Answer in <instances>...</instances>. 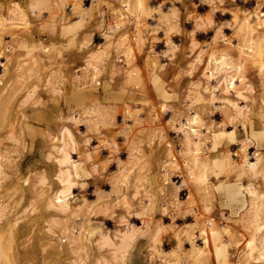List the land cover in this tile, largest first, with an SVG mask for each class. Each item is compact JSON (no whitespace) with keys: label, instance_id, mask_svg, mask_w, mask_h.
<instances>
[{"label":"rangeland","instance_id":"rangeland-1","mask_svg":"<svg viewBox=\"0 0 264 264\" xmlns=\"http://www.w3.org/2000/svg\"><path fill=\"white\" fill-rule=\"evenodd\" d=\"M135 1L0 0L10 253L264 264V0Z\"/></svg>","mask_w":264,"mask_h":264},{"label":"bare ground","instance_id":"bare-ground-1","mask_svg":"<svg viewBox=\"0 0 264 264\" xmlns=\"http://www.w3.org/2000/svg\"><path fill=\"white\" fill-rule=\"evenodd\" d=\"M241 1V0H240ZM247 1V0H246ZM223 2V0H222ZM235 2V1H234ZM245 2V1H244ZM254 2V1H253ZM130 3V2H129ZM129 3H125L124 4V7L128 10L131 9L132 5H130ZM159 3V2H158ZM247 3V2H246ZM249 3V2H248ZM263 3V1H262ZM226 4V3H225ZM238 4V3H237ZM264 4V3H263ZM142 5V2L141 0H136L134 5H133V8H137V7H140L142 9L143 5ZM251 5V4H250ZM137 6V7H136ZM138 8V9H140ZM144 8V7H143ZM261 8V6H260ZM263 8V7H262ZM144 10V9H142ZM264 10V9H263ZM159 11V10H158ZM211 11V10H210ZM261 11V10H260ZM146 12V11H145ZM250 12V11H249ZM251 14V13H250ZM129 15V14H128ZM247 17V16H246ZM121 18V17H120ZM249 18V17H248ZM264 19V18H263ZM252 20V19H251ZM249 25L246 23L244 24V28H245V32H246V36L245 38H243V41H244V44L246 47H250L251 48V51L249 53L250 56L253 57V59H255L257 62L261 63V65L263 64L262 62H264V43L262 41H256V40H253L251 37L252 36H249V32L251 31V28L248 27ZM247 31H248V34H247ZM236 35V34H235ZM240 46L238 45V49H240L243 44L242 43H239ZM242 49V48H241ZM260 66V65H259ZM262 68V66H261ZM263 72H264V66L262 68ZM235 79V78H234ZM230 82L229 86H231V83H232V80L229 79L228 80ZM243 96V95H242ZM244 97V96H243ZM221 100V99H220ZM230 102V101H229ZM238 106V105H237ZM234 128V127H233ZM239 149V147H238ZM249 155V154H248ZM210 162V161H209ZM209 175V174H208ZM207 175V176H208ZM66 189V187L64 188ZM63 193V192H62ZM65 193V192H64ZM6 235L4 234H1V230H0V264H18V260L17 258L15 257V251L12 250L13 253H10L11 251V238H6L5 237ZM27 254H25L26 256ZM262 255V254H260ZM259 255V256H260ZM24 256V255H23Z\"/></svg>","mask_w":264,"mask_h":264}]
</instances>
